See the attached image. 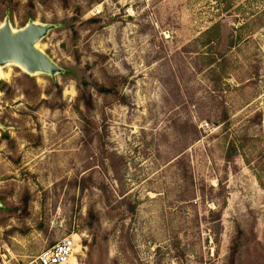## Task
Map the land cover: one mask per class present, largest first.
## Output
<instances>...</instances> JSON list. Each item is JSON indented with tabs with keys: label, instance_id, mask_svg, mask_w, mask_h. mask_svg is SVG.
Instances as JSON below:
<instances>
[{
	"label": "rangeland",
	"instance_id": "rangeland-1",
	"mask_svg": "<svg viewBox=\"0 0 264 264\" xmlns=\"http://www.w3.org/2000/svg\"><path fill=\"white\" fill-rule=\"evenodd\" d=\"M63 72L0 78V264H264V0H0Z\"/></svg>",
	"mask_w": 264,
	"mask_h": 264
},
{
	"label": "water",
	"instance_id": "water-1",
	"mask_svg": "<svg viewBox=\"0 0 264 264\" xmlns=\"http://www.w3.org/2000/svg\"><path fill=\"white\" fill-rule=\"evenodd\" d=\"M54 27L53 24L30 21L25 27L14 29L7 17L0 26V68L15 64L28 74L44 73L55 79L63 69L39 47V43ZM5 129L0 123V130Z\"/></svg>",
	"mask_w": 264,
	"mask_h": 264
},
{
	"label": "built area",
	"instance_id": "built-area-1",
	"mask_svg": "<svg viewBox=\"0 0 264 264\" xmlns=\"http://www.w3.org/2000/svg\"><path fill=\"white\" fill-rule=\"evenodd\" d=\"M76 246L75 235H66L45 248L37 257V264H67Z\"/></svg>",
	"mask_w": 264,
	"mask_h": 264
},
{
	"label": "bare ground",
	"instance_id": "bare-ground-1",
	"mask_svg": "<svg viewBox=\"0 0 264 264\" xmlns=\"http://www.w3.org/2000/svg\"><path fill=\"white\" fill-rule=\"evenodd\" d=\"M9 72H6L3 70V68H0V78L6 79V77L9 75ZM0 96H1V92H0Z\"/></svg>",
	"mask_w": 264,
	"mask_h": 264
}]
</instances>
